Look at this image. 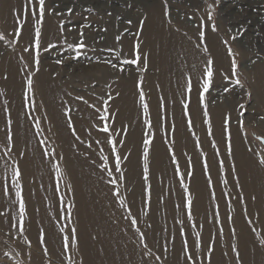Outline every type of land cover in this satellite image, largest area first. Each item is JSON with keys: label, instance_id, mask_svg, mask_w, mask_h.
Here are the masks:
<instances>
[{"label": "rangeland", "instance_id": "rangeland-1", "mask_svg": "<svg viewBox=\"0 0 264 264\" xmlns=\"http://www.w3.org/2000/svg\"><path fill=\"white\" fill-rule=\"evenodd\" d=\"M72 1L78 4L79 2H88L90 0ZM143 1L100 0L103 5L101 9L96 8V1L90 2L89 6L86 7H76L75 5L71 7L73 13L70 15L66 12L65 19L68 20L65 22H73L72 26L77 31L74 33L76 36H80V33L83 32L86 47L80 50L79 55H77L76 51L75 55L65 54V57L69 59L74 58L75 64L78 66L91 65V62L87 61L90 59L92 63L100 62L105 64L117 75L129 76L132 73L134 75H141V78H143L142 76L146 75L147 71L150 70L149 66L146 71H137V67H143L141 64L138 66L122 65L124 59L132 58L120 54L115 48H111L115 50L112 53L107 51L110 48L103 46L98 45V49L97 41L93 34L90 35L89 31V29H94L96 32L97 28L101 27L100 23L104 22L105 26L102 27V32H105L106 29V32L110 33L111 28L109 26L113 24L117 32L123 29L121 30V34L124 36H134V33H136L134 19L140 22L146 19H142L144 18ZM159 2L165 3L164 0H160ZM194 2H198L201 7H203V4L205 5L202 10L211 29L212 24L215 23L217 30L214 32L226 50L230 67L228 71L229 75L223 73L218 76L217 81L214 80L216 78H213L212 87L208 93H205L208 122H205L204 107L200 102L198 103V112L200 117H202H199L201 120L190 117V114L185 119V125L187 123V138L188 143L191 145V150H187V147L183 145V150L176 152L173 133L176 127L173 125L174 128H171L172 131L170 133L166 130H159L162 133V140L165 139L164 145H166L165 149L167 151L165 158L168 160V163L150 164L152 158L150 155L151 145L153 144L157 130L154 127L149 128L146 123L147 130L151 132L149 137L147 135L146 138H149L152 143L148 146V178L145 179L144 158L142 159L143 163H126L129 155L124 151L123 143L127 132L125 131L120 135L121 130L117 129L112 121L113 114H117L118 106L112 102L111 90L118 89L117 82L114 81L115 79H111L109 85L108 80L98 82L92 78L86 79L87 81L93 80L90 82L92 83L91 90L95 89L93 91H96L93 107L95 109H102L100 116L107 115L109 117L107 121H102V123L114 125V128H110L109 133H102L100 131L101 135L94 137L90 141L83 140L75 130L76 140L79 139V147L74 149L65 144L66 151H62L55 144L52 135H48L44 130V123L50 127L49 121L43 122L41 117L37 121L34 120L37 131L41 133L39 137L41 138V148L44 152L42 153L39 148L41 155L52 163L38 164L40 186L42 192H44V199H46L44 205L46 207L44 206L45 210H43L42 216L38 217V219H32L35 223L34 230L37 234L35 236L31 234V229L29 228V209L26 205L24 231L20 232L18 231L19 217L17 215L19 203L17 202L14 206L10 203L15 198V189L12 187L7 196L0 190V196L8 198L9 202L7 206L12 205L8 211L9 216H0V264H67L66 256L62 257L60 255L63 236V233L60 232L61 227H64L66 232L70 227H75L77 230L78 244L71 246L67 253L68 256H72L76 264H81V262L82 264H185L184 257L181 254L183 239L188 240L191 250V244L196 239L197 232L201 236V253L198 254L201 258L207 252L206 245L209 243L213 245L214 252L211 257V264H264V244H261V241L264 240V233L260 227L264 226V203L258 204V207L255 206L258 199L253 194L254 187L250 194H246L240 176L242 172H245L251 179L252 171H256V169L252 170L255 166L241 164L240 169L237 163L238 156L235 153L237 149L232 144V138V155H227L229 136L224 131L225 124L223 121H220L221 126L219 124L216 125L210 114L211 106H214V109L218 107L224 110L232 103V109L227 111V113L230 112L234 116V118L230 116V121L238 124V120L241 118L240 113H244L242 117L244 127L239 129L241 135H243L242 140L247 145L248 150L254 153L256 160L260 161L261 158H264V139H260L264 137V118H262L264 117V108L259 107V98L256 96L254 83L248 70L257 63L264 66V0H167L169 25L174 26L175 23L172 20H175V17L177 18L179 15H183L188 23L195 20L192 14V3ZM88 9H92V11H88ZM119 9H122V11L119 12ZM209 13L213 17L211 21L208 20ZM189 17H191V20L188 19ZM129 20L132 21L131 24H128ZM126 29L127 31H125ZM0 31L5 34V39L0 41V50L6 49L5 51H8V43H11L8 40L9 36L2 29L1 25ZM185 34L188 33L185 32ZM233 37L235 38L233 39ZM79 39L80 37H76L75 42L79 43ZM244 47L249 49H247L251 53H249V57V54L245 56ZM203 48L202 46L200 47L205 52ZM229 49H231V54L229 53ZM87 51L88 53H95H93L94 55H89ZM38 52L40 55L43 52L42 48ZM96 53L102 54L104 58ZM116 53H119V56ZM233 58L236 60L238 66L237 76L243 87L236 85V77L231 75L230 70ZM108 60H111L112 64H115L116 67L114 68L111 64L106 63ZM26 64L30 67L29 63ZM57 65L62 67L64 61L62 64ZM121 67L124 68V71L120 70ZM76 72L79 71L76 70ZM96 74L98 76L101 75L100 72ZM5 76L7 77L6 74L2 75V78H6ZM139 86V93L141 88L144 92V103H148L143 83H139ZM225 88L229 89V91L225 92ZM248 93L251 95L249 96ZM188 102L189 100L185 99L182 103ZM1 103L5 108L6 103H8V97L6 99L0 96ZM35 103L36 101L34 100L27 102L25 105L27 109L30 110L31 108L33 110L32 107H34ZM260 104L262 105V102ZM240 105H244V108H241ZM149 111L148 103L147 117L144 115L146 118L144 120L150 121L152 125ZM73 112H75L74 114L78 113L76 110ZM143 113L145 114L144 110ZM5 117L4 124L7 125L8 115ZM189 117L193 122L197 120V122H192L191 128L188 126ZM203 123L204 125H202ZM37 124H39V127L36 126ZM202 127L204 128L202 129ZM5 128L6 132H8V126ZM199 129L201 130L199 131ZM209 129H211V135H209ZM109 136H111L112 140L116 141L117 153L121 157L120 173H117L114 168L115 153L111 152L112 145L107 143ZM197 140L199 141V146H197ZM96 141H100V143H96ZM120 141H123V143H119ZM213 142H215V147H213ZM12 144L13 142L7 143L5 132L3 135L0 134V160H2L0 164H4L2 167L0 165V167L5 172L2 173V169H0V180L5 185L9 184L12 168L19 166L22 173L20 180L22 195L25 199L27 180L23 177L22 164H19L18 156L20 155L18 152H15ZM101 151L103 152V156L101 155ZM217 152H219V155H217ZM173 155L179 165L180 172L184 175V183L187 185L188 192L191 194L193 202L191 206V220L187 219L188 209L185 207V189L181 187V177L176 174L177 164L173 163ZM66 156L69 158L79 157L84 160V163L67 164L65 161L67 159ZM103 157H108V160L105 161ZM189 159L191 160L190 169ZM205 159L209 165L207 173H205L203 167ZM221 160L224 161L222 170L220 168ZM6 162L10 166L4 169ZM196 162L198 164H195ZM105 163L112 170V177H109L107 171L101 167ZM228 164L230 165L229 167H227ZM258 165L262 170L264 178V165ZM57 166L61 173L59 177L57 176ZM189 170L192 172L190 177L187 175ZM121 174L124 177L122 180L119 179ZM196 174H198L199 179H195L194 176ZM193 178L195 182H202L203 188L196 185L193 191H191L190 186ZM111 179H116L117 183L115 185L110 184L109 180ZM237 181L241 183H239V186H236ZM44 182H49L46 184L49 185L47 188L52 190H47ZM257 187L264 188V184L258 183ZM116 189H119V198L114 196ZM238 193L240 196H238ZM49 195L54 199L55 207L51 206V202L53 204V201L48 199ZM252 197H255V200ZM120 199L124 200V205H121ZM249 203H252L250 204L251 208L248 206ZM66 205H71L70 216L66 210ZM196 205L197 207H194ZM34 208L38 209V207ZM245 209H247V215H244ZM0 212H5V210L2 211L0 208ZM10 212L13 214H10ZM215 212H219L218 222L214 219L213 214ZM228 216L232 217L231 222L227 220ZM132 218H136L137 220L135 226L131 225ZM12 224H16L17 227H12ZM181 228L184 230V237L180 235ZM41 229L45 233V244L43 245L39 243ZM220 229H223V231L220 232ZM47 232L50 235L49 237L46 234ZM84 232L89 234V237L82 241L81 235ZM140 233H144L145 235L143 242L139 240ZM245 233H250L251 239L247 241L248 247L241 254L238 242L239 238ZM46 238H50L51 241H46ZM144 245H147V247H144ZM233 246H235L236 251L231 250ZM44 247H47L49 250L47 255H44L42 252ZM236 252L240 254L239 261L236 259ZM224 253H227V255H224ZM84 255L87 259L86 263L83 259ZM157 256L160 257V260L156 259Z\"/></svg>", "mask_w": 264, "mask_h": 264}, {"label": "bare ground", "instance_id": "bare-ground-1", "mask_svg": "<svg viewBox=\"0 0 264 264\" xmlns=\"http://www.w3.org/2000/svg\"><path fill=\"white\" fill-rule=\"evenodd\" d=\"M92 1H96L95 6L97 9L103 8L100 0L81 2L82 5L80 2L77 4L72 0H48V2H46V6L53 11L46 13L45 15L44 24L42 26L41 47L38 49L40 50L42 48L43 52L39 55V59L41 58L39 61V71H36L37 66L34 63V60L38 50L33 45L28 53L23 51V49L29 47L30 43L34 40V20L30 18L25 24L24 20L21 19L20 24L18 25L14 19V10L20 8L24 3V0H0V25L2 26V29L7 32L9 36L8 40L11 42L10 44L8 43V51H5L6 49L0 50V93H2L0 96L3 98L5 97L6 99L8 97V103H6L5 106L8 112H5L2 103L0 104V134L3 135L4 132L6 133L5 127L7 125L4 124V119L6 120L5 116L8 115V119L10 118L12 121L11 131L14 134L12 146L14 147L15 152H18L20 155L18 156L19 164H22L23 177L27 180L25 186V199L26 205L29 209L30 219L28 221L31 234L35 236L37 234L34 230L35 223L32 219H38V217L42 216V212L46 207V205H44L46 199H44V192H42L40 186L38 164L52 163L41 155V151L44 153L41 148L42 141L39 137V134L41 133L37 131L34 125V120L37 121V119L41 117L43 122L49 121L50 127L44 123V130L48 135H52L55 144L62 151H66L65 144L74 149L78 148L79 139L77 138L78 140H76L72 128L76 130L78 135H80L79 137L83 140L90 141L94 137H99L101 135L99 129L103 126L102 121L99 120L101 114L100 111L102 109H95V107H93L96 91H93L95 89L91 90L92 83L90 82L93 80L98 82L108 80L109 84L111 79H115L114 81L117 82L118 89L113 91L110 90L112 102L117 104L118 110L117 114H113L112 121L114 122L115 127L121 130L120 135L125 131L127 132L126 139L123 143V149L129 155L126 163H141L144 152L143 139L146 138L147 135V137H149L151 133L146 128V120H144L146 119L144 117L146 113H143V106L139 97V83L142 81L149 103L152 127L157 130L155 133V139L151 145L150 155L152 158L150 164H167L168 160L165 158L167 152L165 149L166 145H164L165 139L162 140V133H160L159 130H166L170 133L172 131L171 128L175 125L176 129L173 131L175 142H172L175 144L176 152L183 150V145L187 147V150H191V145L188 143L187 138L188 134L186 132L187 123L185 125V119L187 116L184 115L182 103L185 99H188L185 94L186 78L191 76L193 80V91L190 97L188 112L190 117L199 119L198 80L202 79V71L207 59L211 58L213 60L215 81H217L219 75L229 73V58L226 55V50L221 44L220 39L215 32L212 31L208 21L204 17L202 8H204L205 5L203 4V7H201L198 2L192 3V14L195 17V20L188 23L183 15H179L177 18L175 17V20H172L175 25L170 26L168 22L169 17L164 15L165 3L159 2L160 0L143 1L144 3H142V6L144 8V18L142 19H146L143 20V24H141L139 20L134 19V25H136V33H134V36H124L121 34V30L123 29H120V31L117 32L116 29H114L115 25L113 24L112 26H109L111 28L110 33L106 31L102 32V27L105 26L104 22L100 23L101 27H98L96 32L94 29H89L91 33L90 35L93 34L97 41V47L99 45L105 48H115L120 54L131 58H134L133 45L138 42L141 46L142 52L148 56V66L150 67V70L147 71L146 75L142 76L143 78H141V75H134L132 73H130L129 76L117 75V73L115 74V72L105 64L95 61V63H92L90 59L87 61H90L91 65L78 66L75 64L74 58L69 59L68 57H65L67 54H72V56L75 55L76 50L74 48H69L68 45L70 43L75 44L76 37H80L74 34L77 31L74 29V26H72L73 22H65L68 20L65 19L66 12H68V8H71L74 5L76 7L89 6V3ZM121 11L122 9H119V12ZM61 21L65 22L63 33L60 32ZM201 25H203L202 29ZM17 27H21V35L19 38L14 34ZM69 29L71 30L69 31ZM200 30L205 32V38L203 41L198 39ZM185 32L188 34H185ZM117 36L121 37L118 42L116 40ZM49 43H56L55 48L48 49L47 46ZM244 43L246 44V42ZM197 44H200L202 47L206 45L208 50L203 52L200 47H197ZM247 47H244L245 49L243 48L245 56L250 53L248 51L249 47ZM93 53L89 52L88 54L92 55ZM96 54L98 55L99 53ZM99 55H101V57L103 56L102 54ZM58 59L64 61L62 67L57 65L55 60ZM26 63H29L30 67H28ZM141 66L143 65L141 64ZM76 70L79 72H76ZM248 70L251 74L256 93L258 94H256V96L259 98V107L261 106L263 109L264 66L257 63ZM97 72H100L101 75L98 76V74H96ZM4 74L7 75V77L5 76L6 78H2V75ZM29 78H32L33 80L32 92L28 93L31 97L30 102L34 100L36 101L34 107H32L33 110L30 108L31 111L27 109L25 105L27 102L24 98V93L27 92V80ZM88 78H92L93 80L87 81L86 79ZM77 97H83V99H77ZM162 101L164 104L163 108H161ZM216 101L218 102V100ZM260 102H262V105ZM232 105L233 104L230 103V106H228L227 109H224L225 111L222 110V108L216 107L214 109V106L210 107L211 118L216 125H220V121L224 122L226 117L233 116L232 113H227L228 110L232 109ZM69 110L71 111L69 112ZM74 110L78 113L74 114ZM195 121L197 122V120ZM69 122L72 128L69 126ZM202 125H204V123ZM228 125L227 128L229 129V132L232 133V144L237 149L235 150V153L238 156L237 163L239 164L240 169L241 164H251L252 166H255L252 170L256 169V171H252L251 179L245 174V172H242L240 176L246 194H250L254 187L253 194L256 195V198L258 199L255 206L258 207V204L264 203V188L257 187L258 183L264 184L263 173L258 165L260 163L255 159L254 153L248 150L247 145L242 140L243 135H241V131H239L240 127L238 124L234 121H230ZM203 128L204 127H202V129ZM200 130L201 129H199V131ZM219 134L221 135L220 132ZM121 139L123 140L122 137ZM65 161L67 164L84 163V160L79 157H67ZM1 162L2 160H0V163ZM195 164H198V162ZM3 165L4 164H2L1 167ZM229 166L230 165L228 164L227 167ZM1 167L0 169H2ZM3 171L4 170L2 169L1 172L5 173ZM194 177L195 179H199L198 174ZM47 183L49 182H44L46 189L52 190L47 188V186H49L46 185ZM199 183V181L195 182L193 178L190 186L191 191H193V188L196 185L203 188L204 185L202 182ZM48 199L53 201V204L51 202V206L53 205V207H55L54 199L50 195ZM8 202L7 197L0 196V208L2 211L5 210L7 214L9 213V208L11 209L12 206H7ZM252 203H249V208H251L250 204ZM34 207H38V209H35ZM194 207H197V205ZM6 209L8 210L6 211ZM11 212L10 214H13ZM260 227L264 233V226ZM46 234L48 237L50 236L48 232ZM88 237L89 234L84 232L81 235V240L83 241ZM250 239V233H245L239 238L238 243L240 244L239 248H241V254L247 249V241ZM46 241H51V239L46 238ZM83 259L86 263L87 259L85 255Z\"/></svg>", "mask_w": 264, "mask_h": 264}, {"label": "snow or ice", "instance_id": "snow-or-ice-1", "mask_svg": "<svg viewBox=\"0 0 264 264\" xmlns=\"http://www.w3.org/2000/svg\"><path fill=\"white\" fill-rule=\"evenodd\" d=\"M165 2V10H164V15L168 16L169 15V11L167 9V0H164ZM129 7H131V5H129ZM209 7H211V5H209ZM52 9H49L46 6V0H24V3L20 6V8L15 9L14 10V19L16 24H20V20L23 19L25 24L28 22V20L31 18L32 20H34V40L32 41V43H30L29 47H25L23 49V51L25 53H28L30 51V48L34 45V47L38 50L41 47V36H42V26L44 24V20H45V15L46 13H50L52 12ZM68 13L71 15L73 13V9L72 8H68L67 9ZM88 11H92V9H88ZM189 20H191V17L188 18ZM213 19L211 13H209L208 15V20L211 21ZM70 22V21H69ZM64 21L60 22V32L63 33L64 32ZM132 21L129 20L128 24H131ZM141 24H143V21H141ZM203 28V25H201V29ZM71 29H69L70 31ZM216 25L215 23L212 24V31H216ZM106 31V29H105ZM127 31V29L125 30ZM15 36L17 38L20 37L21 35V27H17L15 29ZM139 35V34H137ZM205 38V32L203 30L199 31V36L198 39L200 41H203ZM235 37H233L234 39ZM5 39V34L0 31V41H3ZM121 37L117 36L116 40L120 41ZM225 43H227L225 41ZM48 49H52L55 48L54 44L49 43L48 44ZM69 48H74L77 51V55L80 54V50L85 48L86 45L84 43V38H83V32L80 33V39H79V43H75V44H69L68 45ZM197 47H201L200 44H197ZM205 52L208 50L207 46H204L203 49ZM107 51L109 53L114 52V49H107ZM229 53L231 54V49H229ZM117 56H119V53H116ZM133 55L134 58L132 59H124L122 61V65H129V66H134V65H140L142 64L143 67H137V71H146L148 68V56L147 54H144L142 52L141 46L140 44L137 42L133 45ZM34 63L36 64L37 68L36 71H39V52L37 51L36 53V57L34 60ZM57 64H62L63 61L62 60H56ZM106 63L111 64L112 67H116L115 64H112L111 60L106 61ZM237 63L236 60L233 58L232 63H231V75L233 77H236L235 79V84L243 87V85L241 84V81L239 79V77L237 76ZM121 71H124V68L121 67L120 69ZM213 78H214V69H213V60L211 58L207 59L205 66L203 68L202 71V79L198 80V96H199V102L201 105H203L204 107V117H205V122L207 123V117H208V111H207V104L205 103V93H208L210 88L212 87V82H213ZM225 79H227V77H225ZM142 83V81H141ZM33 89V80L32 78H29L27 80V92L24 93V98L26 102H30L31 101V97L28 95V93L32 92ZM202 89V90H200ZM193 91V80L191 76H188L186 78V83H185V94L188 97L189 102L188 103H183V108H184V115L188 116L189 112V103H190V97H191V93ZM229 91V89L225 88V92ZM0 95H2V93H0ZM248 95L250 96L251 94L248 93ZM139 97H140V101L142 103L143 106V110L145 113L148 112V104L144 103V92L141 88V91L139 93ZM77 99H83V97H77ZM164 107L163 101L161 102V108ZM241 108H244V105H240ZM5 112H7V108H5ZM244 116V113L241 112L240 113V119L238 120V126L242 129L244 127V121L242 119V117ZM264 118V117H262ZM109 119V117L107 115H101L99 117L100 121H107ZM230 117H226L224 124H225V128L224 131L228 134L229 136V141L227 144V155L231 156L232 155V146H231V133L228 131L227 125L230 123ZM147 125L149 128L152 127L151 122L150 121H146ZM11 124L12 121L9 118L7 120V126L9 128V131L6 132V141L7 143H12L13 142V133L11 131ZM37 127H39V124L36 125ZM69 126L70 122H69ZM188 126L189 128H191L192 126V120L189 117L188 119ZM110 128H114V125H110L108 123H104L103 127L100 128V131L102 133H109V129ZM73 133L75 134V129H73ZM209 135H211V129H209ZM260 139H264V137H261ZM96 143H100V141H96ZM108 144L112 145L111 147V152L115 153V164H114V168L115 171L117 173L121 172V157L119 155V153H117V148H116V141L111 139V136H109V139L107 141ZM119 143H123V141H120ZM152 143V141L149 138H145L143 140V144H144V152H143V158L145 160V169H144V178L147 179L148 178V168H147V160H148V146L149 144ZM197 146H199V141L197 140ZM213 147H215V142H213ZM23 155V154H21ZM45 155H47V153H45ZM101 155L103 156V152L101 151ZM217 155H219V152H217ZM103 159L105 161L108 160V157H103ZM173 163L177 164L176 166V174L179 175L181 177L180 183H181V187L185 189V198H186V204L185 207L188 209V213H187V219L191 220L192 219V213H191V206H192V199H191V194L188 192V188L187 185L184 183V175L180 172V168L178 163L175 160V156L173 155L172 157ZM260 164L264 165V158L260 159ZM9 165L7 164V162L5 163V168H8ZM102 168H104L107 171V175L109 177H112L113 172L112 170H110L108 168L107 163L102 164L101 165ZM204 171L205 173H207L208 171V162L205 159L204 161ZM224 167V161L221 160L220 161V168L221 170ZM191 168V160L189 159V169ZM61 175L60 173V169L57 166V176L59 177ZM187 175L190 177L192 175V172L189 170ZM22 178V173L21 170L19 168V166L13 167L12 168V174L10 177V183L5 185L3 184V181L0 180V190H2L5 194V196L8 195L9 190L14 187L15 191H14V199L11 200V204L14 206L17 202L19 203V210H18V217H19V228L18 231L23 232L24 231V217H25V213H26V202L25 199L22 195V185L20 183V180ZM119 179H124L123 175L121 174ZM210 182V181H209ZM110 184L115 185L117 183L116 179H111L109 180ZM225 183H227V181H225ZM236 186H239V182H236ZM114 196L119 198L120 197V193H119V189H116L114 192ZM238 196H240V194L238 193ZM213 197H214V193H213ZM242 199V197H241ZM253 200H255V197H252ZM120 203L121 205H124V200L120 199ZM66 210L69 213V216L71 215V205H66ZM8 214L6 212H0V216H7ZM214 219L218 222L219 220V212H215L214 214ZM244 215H247V209L244 210ZM227 220L229 222H231L232 217L228 216ZM137 223L136 218H132L131 219V225L135 226ZM12 227H17L16 224H12ZM137 231H139V229H137ZM223 229H220V232H222ZM60 232L63 233L62 236V246H61V253L60 255L62 257L66 256V260H67V264H76V261L72 258V256H68L67 253L70 249L71 246L73 245H77L78 241H77V230L75 227H70L68 229V231L66 232L64 227L60 228ZM180 235L181 237H184V230L183 228L180 229ZM145 239V235L144 233H140L139 236V240L141 242H143ZM39 243L40 244H45V233L43 231V229H41L40 231V236H39ZM261 244H264V240L261 241ZM144 247H147V245H144ZM207 248V252L204 253L203 257L201 258V256H199L198 254L201 253V236L200 233L197 232L196 233V239L192 242L191 244V250H190V246H189V242L187 239H183V243H182V248H181V254L184 257V262L185 264H211V257L212 254L214 252V248L212 243H209L208 245H206ZM232 251H236L235 246H233L231 248ZM48 248L44 247L42 249V252L44 255L48 254ZM224 255H227V253H224ZM239 252H236V259L237 261H239ZM157 260H160V257L157 256L156 257ZM82 264V262H81Z\"/></svg>", "mask_w": 264, "mask_h": 264}]
</instances>
